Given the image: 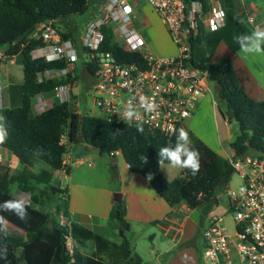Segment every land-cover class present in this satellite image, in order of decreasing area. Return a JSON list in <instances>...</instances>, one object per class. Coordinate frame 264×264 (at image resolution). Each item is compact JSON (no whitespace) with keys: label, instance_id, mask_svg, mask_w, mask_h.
<instances>
[{"label":"trees","instance_id":"1","mask_svg":"<svg viewBox=\"0 0 264 264\" xmlns=\"http://www.w3.org/2000/svg\"><path fill=\"white\" fill-rule=\"evenodd\" d=\"M191 4H202L203 14L210 9V0H184ZM101 3V2H100ZM91 0H0V47L5 46L11 55H21L23 64L22 104L14 108H0L5 117L8 136L0 146L16 155L21 168L11 172L9 166L0 162V203L19 198L18 193H28V220L22 221L11 212H0L7 221V231L0 232V247L7 248V258H0V264H142L143 258L135 252L127 232L130 224L119 229L120 241L95 231L73 219L70 211L69 190L59 184L56 171L71 172L63 160L72 144L86 142L108 155L111 169L118 175L112 152L120 151L130 169L147 177L157 193L170 206L184 202L188 207L197 208L204 202H216L228 184L234 170L226 157L212 149L192 131L187 130L191 147L199 153L200 169L193 176L182 168L181 175L167 179L158 163V149L169 141L175 143V135L169 136L157 130L143 127L137 131L135 125L123 121L109 120L100 116L83 114L73 109L68 102L55 101L41 113H34L33 98L39 93L46 96L71 81L69 77L38 80V73L46 69L66 67L65 59L48 61L34 57L33 51L45 46L40 39L29 40L28 35L40 22L51 19L59 21L86 13ZM92 7V6H91ZM247 20V17H246ZM65 39L76 43L72 31H60ZM103 41L99 51L111 52L121 63H137L147 67V60L140 52L125 50L115 41L110 26L102 28ZM207 29L200 23L199 31L192 40L189 62L208 73L209 82L217 86L220 99L227 107L225 117L235 118L240 127L231 147L237 156L253 150H264V100H257L247 94L238 81L237 73L228 56L216 62H206L194 55L197 44L202 43ZM89 48H84L88 52ZM89 74L95 70L94 62L83 61ZM75 79H79L77 74ZM229 110L235 112L231 115ZM67 143L62 144V135ZM42 155H34L36 149ZM146 157V162L142 160ZM44 164L35 170L36 163ZM164 164H168L165 161ZM163 164V165H164ZM16 188V190H14ZM48 200L53 201L52 208ZM125 199L117 201L110 220L120 223L126 220ZM64 216L69 224L63 225ZM73 240V254L67 250V242ZM90 247V252L83 251Z\"/></svg>","mask_w":264,"mask_h":264},{"label":"built area","instance_id":"2","mask_svg":"<svg viewBox=\"0 0 264 264\" xmlns=\"http://www.w3.org/2000/svg\"><path fill=\"white\" fill-rule=\"evenodd\" d=\"M145 1L165 23L178 54L154 56L149 52L147 40L136 26L137 14L130 0H103L99 4L84 31L82 54L73 40L63 38L56 20L40 22L29 33L28 39L43 40L45 46L35 49L33 56L44 57L48 61L65 59L67 65L39 72L38 80L69 77L71 81L55 89V98H47L44 93L35 95L34 113L43 112L58 98L59 102L70 103L77 112L124 122L122 103L131 100L143 127L169 136L181 127L188 130L187 121L195 113L200 98L208 88V73L188 61L192 40L198 34L200 23L209 30L220 28L225 11L220 3L211 1L206 15L198 1L191 4L184 0ZM104 26L113 29L115 41L125 50L142 53L147 67L121 63L111 52L99 51ZM85 47L89 48L88 52L84 51ZM15 57L8 53L7 47H0V108L4 65L6 61H14ZM81 59L94 62L96 66L90 75L92 106L89 108L79 107L75 97V78ZM141 96L154 102L156 107L146 111L141 106ZM61 143H67L66 134L62 135ZM227 160L239 175L241 184L237 188H229L227 184L217 195L215 203L219 204V197L225 194L229 214L208 217L203 231V258L207 264H264V150L237 156L232 149ZM63 164H67L65 156ZM23 194L18 193L17 196L23 198ZM27 201L29 203L30 198ZM228 217L231 218L230 223L226 222ZM60 220L63 225L69 224L64 216ZM67 250L73 254L72 238L67 242Z\"/></svg>","mask_w":264,"mask_h":264},{"label":"crops","instance_id":"3","mask_svg":"<svg viewBox=\"0 0 264 264\" xmlns=\"http://www.w3.org/2000/svg\"><path fill=\"white\" fill-rule=\"evenodd\" d=\"M102 1L100 0L98 4ZM210 1L214 4L220 3L223 6L225 19L220 28L216 30L207 29L202 43L196 45L194 50L195 57L211 63L220 60L224 56L230 57L242 88L252 98L264 100V53H244L240 51L238 40L241 35H251L253 30L250 27L253 29L256 26L264 28V0ZM98 4L89 7L87 23L82 26L83 28L80 27L82 28L79 38L81 45L88 21L94 17ZM76 44H78L77 41ZM3 71L6 74L5 68ZM7 78V76H4L3 80ZM210 83L208 80V88L198 102L195 115L187 121V128L217 153L226 157L232 151V147L231 151H229L222 141L218 123L217 101L212 91L210 93L207 92L210 90ZM2 107L11 108L8 106L4 107L3 98ZM95 151L97 150L86 142H81L70 145L68 152L65 154L67 165L71 167V172L68 174L70 183L67 187L73 219L91 227L95 231L105 223L110 225L117 224L111 221L109 216L114 204L117 202L114 194L117 191H121L122 199H125L127 207L126 220L130 224V230L127 234L130 240L131 234L137 231L138 226L151 225L154 222L155 226L163 230L164 235L171 236V244L165 251L174 249L179 234L175 232L178 218L174 216L172 211L177 206H170L157 193L144 175L132 171L120 151L116 152L113 157L118 170V181L111 186L87 183L88 179H85L87 177L83 176V172L75 173L81 163L92 159L91 157H96ZM0 159L1 163L9 166L12 170L16 169L15 165L20 164L18 157L5 148H3V153L0 151ZM90 165L94 164L90 163ZM106 165L111 168L110 162L106 161ZM181 170L182 168L178 170V168L172 167L169 163L161 167L164 176L170 180L181 175ZM63 173L65 174L66 172L64 170L56 171L55 177L59 179V184L64 186L65 184L61 179ZM181 205V208L187 206L185 202ZM181 224L183 225V223ZM115 229V232L110 234L117 235L118 239H114L110 234L107 236L112 240L120 241L119 228L116 227ZM134 250L136 252L135 247Z\"/></svg>","mask_w":264,"mask_h":264},{"label":"rangeland","instance_id":"4","mask_svg":"<svg viewBox=\"0 0 264 264\" xmlns=\"http://www.w3.org/2000/svg\"><path fill=\"white\" fill-rule=\"evenodd\" d=\"M99 1L100 0H91V4L97 5ZM130 2L134 5L136 10V26L147 40V48L149 52L154 56L177 55V46L173 43L165 23L154 11L151 5L145 0H130ZM88 16L89 12H86L58 22L60 31L64 32L69 30L73 32V37L78 42L77 45L80 49V54H82L83 49L79 38L81 36L82 26L87 23ZM250 28L253 30L252 27ZM83 61L84 60L81 59L78 62L79 79L77 80L75 97L76 100L79 101V107L89 108L92 106V99L90 97L92 78L83 64ZM4 68L6 69V74H4V76H7L8 78L6 80L4 79L1 83V99L3 98L4 107H18L22 104V82L24 77L21 55L16 56L15 61H6ZM209 88L210 90L207 92L210 93L212 91L217 101L218 123L222 135V141L224 142V146L231 151V142L236 138L240 131L239 123L235 118H230L228 115L225 116L227 121L225 120L221 111L226 113L227 107L219 97L216 84L211 82ZM47 98H55V96L54 94H50ZM58 100L59 99L57 98L56 101ZM93 109L96 108L94 107ZM0 151L3 153V148L0 147ZM95 154H97L95 158L91 157L92 159L81 163L78 167L79 169H77L75 173L78 174L83 172V176L87 177L85 179H88L87 183L93 185L111 186L117 183V176L112 169L110 167L108 168L106 165V161L111 164L110 157L99 150L95 151ZM229 154L230 152L226 155V158ZM90 163L94 165H90ZM43 166L44 164L42 162H38L34 169L39 170ZM14 167L16 168L14 170L10 168L11 172L19 170L21 164H17ZM179 169L180 168H178V170ZM61 179L65 184L64 186H69L70 181L68 174L63 173ZM240 184L241 180L239 175L236 172H233L228 182L229 188H237ZM14 190H16V188H14ZM115 193L122 192L117 191ZM23 195L25 196L23 197L25 200L30 198L28 193H24ZM219 201V204L215 202H204L197 208H191L188 206L181 208L182 205L177 206L172 213L178 218V223L176 224L177 229L175 232H178L179 235L176 239L177 244L174 249L167 252L165 250L171 244V236L164 235L163 230L155 226L156 224L154 222H152L151 225L138 226L136 229L137 231L131 234V240L136 252H138L143 258L142 264H207L203 258V231L207 226V219L208 217L227 216L229 214L225 194H222L219 197ZM47 202L51 205V209L53 201L48 200ZM230 221L231 218L228 217L226 222L230 223ZM181 223H183V225ZM116 227L117 224L110 225L105 223L102 227L97 228L96 231L109 236L111 232H115ZM110 235L114 239H118L117 235H113V233ZM83 251L90 252L91 249L90 247H87L84 248Z\"/></svg>","mask_w":264,"mask_h":264},{"label":"clouds","instance_id":"5","mask_svg":"<svg viewBox=\"0 0 264 264\" xmlns=\"http://www.w3.org/2000/svg\"><path fill=\"white\" fill-rule=\"evenodd\" d=\"M240 51L244 53H264V28L256 26L251 35H241L239 38ZM141 106L146 111H152L156 105L148 98L140 97ZM123 107V120L128 126H132L135 121V127L137 131L143 132V122L139 118V114L133 105L132 101L122 103ZM5 117L0 116V143H3L7 136L8 130L4 123ZM175 143L169 141L165 146L158 149V163L160 167L165 161L172 167L186 168L191 171V174L195 176L200 169L199 153L193 147H191L189 133L183 127L178 130H174ZM42 149H36L34 155H42ZM142 160L146 162V157H142ZM149 181L152 179V174H147L146 177ZM28 201L24 198H15L5 200L0 203V212H11L22 221L28 220ZM7 231V221L4 216L0 215V232ZM0 258H7V248L0 247Z\"/></svg>","mask_w":264,"mask_h":264},{"label":"water","instance_id":"6","mask_svg":"<svg viewBox=\"0 0 264 264\" xmlns=\"http://www.w3.org/2000/svg\"><path fill=\"white\" fill-rule=\"evenodd\" d=\"M229 112H230L231 115L235 114V112L232 111V110H229ZM115 198H116L117 201H121L122 200V193H115ZM127 225H128L127 221H122L120 223H117V228L120 229L121 227L127 226Z\"/></svg>","mask_w":264,"mask_h":264}]
</instances>
